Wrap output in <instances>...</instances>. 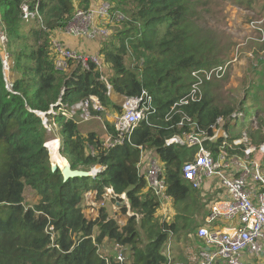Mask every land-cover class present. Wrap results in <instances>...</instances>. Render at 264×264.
<instances>
[{
  "label": "trees",
  "instance_id": "trees-1",
  "mask_svg": "<svg viewBox=\"0 0 264 264\" xmlns=\"http://www.w3.org/2000/svg\"><path fill=\"white\" fill-rule=\"evenodd\" d=\"M102 1L109 5V18L122 15L116 42L106 37L98 50L110 67L107 77L94 63L86 67L76 59H68L64 69L57 68L50 48L52 36L64 31L78 9L86 11L91 0H0L4 46L20 73L12 83L15 93L9 91L0 57V264H117L105 248L114 242L130 250L123 264H172L171 250L169 260L162 253L163 244L175 235L179 218L190 224L191 217L177 214L172 222L162 221L159 200L137 171L141 151L155 152L164 163L167 193L173 203L195 206L200 203L199 193L182 175V165L192 159L195 148L167 146L166 139L190 130L188 123L179 124L184 115L209 134L221 118L231 139L237 136L232 134L235 125L231 123L237 109L215 105L209 98L214 78L201 87L200 99L178 104L190 92L193 71L220 63L211 57L210 30L194 19L203 0ZM24 7L33 16H25ZM107 85L113 93L128 97H139L145 91L155 111L139 122L129 139L110 146L94 131H82L80 112L72 117L56 114L57 128L50 132L56 131L59 153L70 167L87 171L101 167L88 183L81 182V177L64 181L59 169L51 170L44 146L48 131L34 111L45 112L59 99L73 105L96 96L104 108L120 112V105L107 95ZM89 112L104 114L91 105ZM262 126L264 116L259 117L257 129L246 131L251 144L264 142ZM105 130L113 139L117 137L109 121H105ZM26 187L39 196L34 205L25 203ZM104 187L125 194L131 214L124 224L105 207L99 208L94 219L82 212L85 193L96 190L100 198ZM120 211L125 215V205H120ZM100 247L106 254L100 253Z\"/></svg>",
  "mask_w": 264,
  "mask_h": 264
},
{
  "label": "built area",
  "instance_id": "built-area-1",
  "mask_svg": "<svg viewBox=\"0 0 264 264\" xmlns=\"http://www.w3.org/2000/svg\"><path fill=\"white\" fill-rule=\"evenodd\" d=\"M88 9L89 11H87ZM88 9L86 11L78 9L73 20L64 31L76 37L80 35L79 30L89 24L91 25L93 17H109V5L106 2L96 7L90 6ZM23 11L25 16L28 14L33 16V13H28L26 7L23 8ZM0 39H6L3 32L0 33ZM50 42L57 68H63L62 66L66 65L68 59L81 61L82 65L86 67L88 62L100 66L98 55L78 54L72 48L64 45L58 38H51ZM2 65L5 85L9 89L12 84L9 77L6 76V70H10L7 57L2 59ZM224 68V65L219 64L209 70L203 68L193 71L192 76L195 81L191 85L190 92L182 97L178 104L200 99L202 96L201 87L204 83H207L206 81L211 78H220L224 73ZM107 88V95H112L111 86L107 85ZM121 96V103H119L121 110L113 117L112 122L117 137L113 139L107 134L105 146L121 143L125 138L129 139L139 122L155 111L150 104L151 96L145 91L139 97ZM55 105H51L45 112L36 111L39 113L42 124L48 132L57 128L54 120L56 114L72 117L75 113L80 112L83 119L84 117L88 119L90 117V105L96 110L105 111L96 96H90L84 101H79L73 105L62 104L59 99ZM242 113H240L241 116ZM233 114V118L238 116ZM183 122L190 125V130L166 139L165 145L176 144L187 148H195L192 159L182 165V175L196 190L209 182L211 190H206V192H210L214 196L208 206L204 223L198 226L195 231L196 236L201 241L196 264H245L253 256H263L264 163L262 157L264 155V142L259 145L251 144L246 135L234 136L231 139L227 131L223 129L224 121L221 118L210 127L211 134L206 130H199L196 123L187 115L181 118L179 124L183 125ZM219 139H221L220 142H218ZM205 142L209 143L211 147L206 146ZM44 145L48 149L47 144ZM57 145L60 147L59 137H57ZM213 145H215V148H212ZM136 167L138 173L145 176L147 187L153 191L159 200L158 215H160L162 221L171 222L173 218L171 213L172 199L167 193L164 163L155 152L142 150L140 161ZM100 169V166H94L91 171L95 175ZM84 198L90 206L89 214L92 217L90 219H94L98 215L99 208L105 207L106 201L112 202V204L115 203L113 204L114 213L120 210V205H125L127 208L126 214H131L125 194H117L111 187H104L100 198H97L96 190L87 191ZM85 207L82 212L89 217ZM219 219H223L230 225L220 226L217 223ZM118 223L122 224L119 221ZM163 245V253L170 260L169 242L165 241ZM111 250L116 263L123 264L125 260L124 246L114 242ZM106 262L108 263L107 258ZM168 264H171V262Z\"/></svg>",
  "mask_w": 264,
  "mask_h": 264
},
{
  "label": "rangeland",
  "instance_id": "rangeland-1",
  "mask_svg": "<svg viewBox=\"0 0 264 264\" xmlns=\"http://www.w3.org/2000/svg\"><path fill=\"white\" fill-rule=\"evenodd\" d=\"M103 2L104 1L102 0H91L90 6L96 7ZM203 3V5L199 4L196 8L197 11L195 12L194 19L198 20L197 23H199V26L206 29V31L210 30L207 31V34L211 40V43L209 44L212 46L211 57L215 59V62H220L215 65L221 64L225 66L223 69V75L220 78L215 77L212 81L208 95L211 103L215 105L232 106L237 109L233 115L238 116L236 118H231V123L235 125V127L233 125L234 128L232 134L237 136H247L246 131L248 129H257L259 117L262 118V116H264V0H203ZM87 11H89V9ZM121 20L122 15H115V18H102L100 16H95L92 19L91 25L89 24L87 27H83L82 30H79V36L73 37L66 31H63L62 33L63 35L74 38L79 43L78 46L72 48L75 52L78 54L95 56L98 55L97 52L106 37H109L108 39L110 41L116 42L114 35L118 33L119 29L122 27V24L120 23ZM0 33H2L1 30ZM52 38L60 39L65 45L64 40H62L58 34L52 36ZM5 43L6 39H0V57L1 59L7 57L10 70H6V76L9 77L10 83L12 84L14 79L19 77L20 73L14 69V61L12 56L7 52L4 46ZM52 54L54 53L52 52ZM98 58L100 60L99 67L104 76L107 77L111 72L110 67L107 63L103 62L101 56L98 55ZM67 63L68 62L66 61V65L62 66L63 69L66 68ZM126 64L130 65L131 62L127 60ZM9 89V91L15 93V91L11 90V86H9ZM109 97L113 102L115 101L113 93L112 96L109 95ZM118 102L115 101V103ZM119 103H121V101ZM244 111L248 116H245L242 113ZM240 113H242L243 118ZM116 114H118L116 109L105 108L102 116H91L90 114L88 119L83 116L84 120H81L82 122L79 123V125L83 132L87 133L88 131H94L97 137L102 142L104 141V143H106L108 135L105 130V121L112 123L113 117ZM262 127L264 128V126ZM262 132L264 133V129ZM47 133L48 139L45 143L49 149V154L52 146L50 145V142L56 141L58 136L56 135V131ZM57 153H59L58 147ZM51 156L52 155H49L50 160ZM90 181L91 176L81 180L83 183H88ZM24 197L27 206L34 205L39 200V196L30 187H26ZM197 197L200 200L198 205H178L172 202L173 209L178 211V213H182L185 210L192 212L197 211V213L202 211L206 213L214 196L210 192H205L203 197L200 195ZM113 204L112 202L106 201L105 209L108 214L114 217L116 221H119L120 223L122 222V224L125 223L127 220L125 217L128 215L125 213L124 217L120 210L117 211V213H114ZM86 205L87 207H85V211L89 215L88 218H92L89 214L90 206L87 203ZM173 219L174 216L171 222ZM201 221V219L192 218L191 221H189V223L192 224V227L188 225L190 229L186 232L195 233L196 228L201 224ZM217 223L220 224V226L230 225L223 219H219ZM140 232L143 233L142 230H140ZM169 234L172 233L169 232ZM141 238L143 241L144 236L141 235ZM173 239L174 241L177 240L175 235L172 237L170 235L166 240L169 242V248L170 245L173 244ZM109 244L110 243L105 244L106 249ZM124 248L126 258V256L128 257L130 254V250L126 247ZM99 251L102 254H106L102 247H100ZM111 253L112 252L107 254L110 255ZM245 264H264V255L253 256L249 258Z\"/></svg>",
  "mask_w": 264,
  "mask_h": 264
},
{
  "label": "crops",
  "instance_id": "crops-1",
  "mask_svg": "<svg viewBox=\"0 0 264 264\" xmlns=\"http://www.w3.org/2000/svg\"><path fill=\"white\" fill-rule=\"evenodd\" d=\"M57 34L58 36L62 38V40H64L65 45L67 47L73 48L75 46H78L79 43L74 38H71L67 35H63L61 31L57 32ZM113 94H114L113 98H115L114 100L116 102H118L122 97L121 94H118V93H113ZM206 190H211V186L209 182H206L201 189H198L199 195L203 197ZM172 202H171V213L174 217L177 214L184 215L186 217L190 216L191 219L192 218L201 219L202 220L201 224L204 223V218L206 217L208 210L206 211V213L202 211H200V213H197V211L192 212L189 210H185V212L178 213V211L173 209ZM174 220H176V217ZM188 225L192 227L191 223L187 224V222L186 221L184 222L183 220H181V218L177 220V231L175 232V238L177 240L174 241L173 239V244L170 245L173 264H196L197 262L198 249H199V246L201 245V241L196 236L195 233L186 232V231H189L190 229ZM112 245L113 243H110L109 246L107 247L108 253L112 252L111 250ZM105 248H106V245H105ZM162 253H163V249H162Z\"/></svg>",
  "mask_w": 264,
  "mask_h": 264
},
{
  "label": "water",
  "instance_id": "water-1",
  "mask_svg": "<svg viewBox=\"0 0 264 264\" xmlns=\"http://www.w3.org/2000/svg\"><path fill=\"white\" fill-rule=\"evenodd\" d=\"M37 115L39 114L38 112L34 111ZM49 155H50V152H49ZM51 170L52 171H55L56 169H59L60 172H61V175H62V178L63 180H68V179H71V178H84V177H88V176H92L93 175V172L90 170V171H87V170H83V169H73L70 167L69 163L66 161V169H61V167L58 165V164H54L51 160Z\"/></svg>",
  "mask_w": 264,
  "mask_h": 264
},
{
  "label": "bare ground",
  "instance_id": "bare-ground-1",
  "mask_svg": "<svg viewBox=\"0 0 264 264\" xmlns=\"http://www.w3.org/2000/svg\"><path fill=\"white\" fill-rule=\"evenodd\" d=\"M50 145H52L50 148V151H49L50 155H52L51 160L53 158L52 162L54 164H58L61 167V169H63V170L66 169V167H67L66 166V159H64L60 153H57V147H58L57 140L50 142ZM58 149H59V147H58Z\"/></svg>",
  "mask_w": 264,
  "mask_h": 264
},
{
  "label": "clouds",
  "instance_id": "clouds-1",
  "mask_svg": "<svg viewBox=\"0 0 264 264\" xmlns=\"http://www.w3.org/2000/svg\"><path fill=\"white\" fill-rule=\"evenodd\" d=\"M48 150V149H47ZM93 176V175H92ZM127 199V198H126ZM126 207V206H125ZM125 216V215H124ZM113 254V253H112ZM114 255V254H113Z\"/></svg>",
  "mask_w": 264,
  "mask_h": 264
}]
</instances>
